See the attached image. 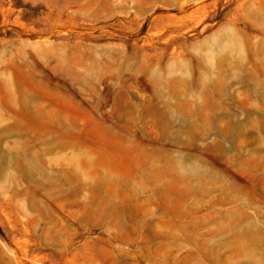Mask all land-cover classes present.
Returning <instances> with one entry per match:
<instances>
[{"label":"rangeland","instance_id":"374dc122","mask_svg":"<svg viewBox=\"0 0 264 264\" xmlns=\"http://www.w3.org/2000/svg\"><path fill=\"white\" fill-rule=\"evenodd\" d=\"M0 264H264V0H0Z\"/></svg>","mask_w":264,"mask_h":264}]
</instances>
